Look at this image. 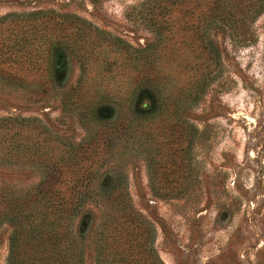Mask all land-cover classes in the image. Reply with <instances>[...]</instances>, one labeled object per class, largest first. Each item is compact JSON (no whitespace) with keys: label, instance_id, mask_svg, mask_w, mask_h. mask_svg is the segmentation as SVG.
<instances>
[{"label":"rangeland","instance_id":"obj_1","mask_svg":"<svg viewBox=\"0 0 264 264\" xmlns=\"http://www.w3.org/2000/svg\"><path fill=\"white\" fill-rule=\"evenodd\" d=\"M253 1L230 0L229 27L190 19L200 30L188 32L178 6L156 15L157 0H0V119L29 121L23 145L31 130L53 161L73 148L99 165L86 208L109 210L97 193L129 195L164 264H264V11L246 18ZM22 161L0 164L5 191L40 180Z\"/></svg>","mask_w":264,"mask_h":264},{"label":"trees","instance_id":"obj_2","mask_svg":"<svg viewBox=\"0 0 264 264\" xmlns=\"http://www.w3.org/2000/svg\"><path fill=\"white\" fill-rule=\"evenodd\" d=\"M157 1L160 7L156 15L160 17H171L178 6L182 29L188 32L200 30L189 23L190 19L203 21L206 30L235 22V15L228 11L230 0ZM263 11L264 0H254L244 13L246 18L256 19ZM167 28L158 27L156 33L161 36ZM75 34L80 36L82 31ZM57 42L53 57L59 74L65 49ZM146 80L149 78L138 83ZM33 121L36 135L47 132L42 122ZM22 123L29 121L0 119V164L24 168L22 159L29 158V168L38 170L41 178L26 189L11 187L8 192L0 187V229H9L5 264H86L88 248L95 264H164L155 249L153 224L135 210L129 195L97 193V207L103 203L109 210L97 215L86 208L91 197L85 189L92 184L99 165L78 159L73 148L69 154L74 155L62 154L53 161L49 153L52 148L33 141L31 130L25 147ZM116 183L112 180L107 188L116 189Z\"/></svg>","mask_w":264,"mask_h":264}]
</instances>
